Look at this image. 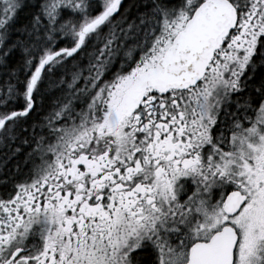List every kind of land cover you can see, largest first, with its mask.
I'll return each mask as SVG.
<instances>
[{
  "label": "snow or ice",
  "instance_id": "snow-or-ice-1",
  "mask_svg": "<svg viewBox=\"0 0 264 264\" xmlns=\"http://www.w3.org/2000/svg\"><path fill=\"white\" fill-rule=\"evenodd\" d=\"M0 264H264V0H0Z\"/></svg>",
  "mask_w": 264,
  "mask_h": 264
}]
</instances>
